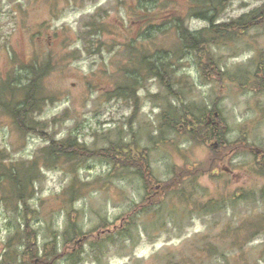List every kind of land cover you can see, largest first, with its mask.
Returning <instances> with one entry per match:
<instances>
[{"label": "rangeland", "instance_id": "374dc122", "mask_svg": "<svg viewBox=\"0 0 264 264\" xmlns=\"http://www.w3.org/2000/svg\"><path fill=\"white\" fill-rule=\"evenodd\" d=\"M195 1L0 0V264H264V19L216 39L222 75L204 79L177 29L207 27ZM262 3L233 0L216 23ZM143 54L172 63L173 92L224 142L166 126L182 104L147 72L134 81ZM31 69L20 128L6 107ZM68 135L90 155L46 164L47 139ZM117 144L128 158L99 156Z\"/></svg>", "mask_w": 264, "mask_h": 264}, {"label": "trees", "instance_id": "16d2710c", "mask_svg": "<svg viewBox=\"0 0 264 264\" xmlns=\"http://www.w3.org/2000/svg\"><path fill=\"white\" fill-rule=\"evenodd\" d=\"M232 1L233 0H196L194 3L195 6L191 7V9L196 10L194 12V15H196V17L202 18L207 22V27L195 34L190 33L185 27H177L179 31V38L183 44L184 49H187L195 54L198 69L204 79H208L209 75H222L217 61L214 59L212 54H210L209 46L211 44H215L216 39H224L228 36L243 34L244 32L258 26L259 22L264 19L263 0V3L259 8L250 11L249 13L239 17L238 19L217 24L216 21ZM143 58V64H141V66L134 72V81L136 82V80L138 79L137 75H140L143 71L147 72V76L158 80V82L166 89V91L169 92L171 96L176 98V100H178L182 104L180 109L182 113L177 116H175L177 113L175 112V108L172 107L173 105H168L170 112L163 113L162 115V117H166V119L168 120L166 126H169L170 124L172 128H174L175 130L177 128V130L180 131L181 134H183L186 138H188V140L194 142H196L202 134L206 135L208 133L210 136L205 137L204 139L216 140L218 141V144L224 142V139L222 137L223 132L222 134H220L218 133V130V132L216 133L213 129L208 132V130L206 129L207 121H205L204 119L202 120V116H205L204 112H206V110L204 111L203 109H199V106L185 104L182 95H180V93L173 92L171 81L175 70L171 67L172 63H169L170 61L165 62L160 57L153 61L150 60V58H146V55H144ZM30 73L33 74V78L31 80L29 79V83H27V85L23 88L24 100L21 105L18 107H14L12 105L10 107H6L9 113L13 116L16 123L20 125V128H22L21 122L23 121V119H28V117L30 116L29 118L31 121V113L34 110V88L36 84L34 81L36 79V76H38V73H36V71L33 72V70ZM116 92V96L132 98L134 100L136 99L134 88L131 89L120 87L116 90ZM195 112L201 113L199 115H195ZM47 140L49 141V145L42 149V155L46 164L56 163L62 157L73 159L75 156L82 157L90 155H87L89 151H86L84 148H82V145H79L77 143V140L75 138H72L70 135H68L66 139L60 142H56L50 137ZM126 148L127 145L117 144L112 150L108 149L106 151H103V153L99 154V156H104V159L112 163L120 162L118 156L128 158L125 151ZM91 156H93V153H91ZM126 161L128 162L129 159H127ZM139 162L141 164L144 163L143 157ZM32 167H34V165H32ZM8 174L9 181L14 182L15 188L17 190V198L21 201H24L21 190V185L24 180L22 179V175L19 173V170L17 168L15 169V171L9 170ZM148 175L150 176L149 173ZM142 177L144 179L146 178L145 175H142ZM24 207V217L28 220L26 212L28 209L26 208V206ZM73 227L74 225L71 224V229ZM65 235L69 236V231H66ZM24 238L25 241H29L28 233H25ZM35 250L37 251V246Z\"/></svg>", "mask_w": 264, "mask_h": 264}]
</instances>
